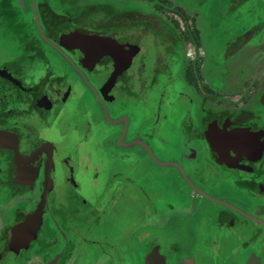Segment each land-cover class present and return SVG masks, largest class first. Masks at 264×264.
<instances>
[{
    "label": "flooded vegetation",
    "instance_id": "flooded-vegetation-1",
    "mask_svg": "<svg viewBox=\"0 0 264 264\" xmlns=\"http://www.w3.org/2000/svg\"><path fill=\"white\" fill-rule=\"evenodd\" d=\"M219 1L0 0V264H136V242L264 264V15L240 19L264 0ZM60 29L113 40L85 52ZM91 146L128 171L96 202ZM124 186L145 203L127 250L96 237Z\"/></svg>",
    "mask_w": 264,
    "mask_h": 264
},
{
    "label": "rangeland",
    "instance_id": "rangeland-1",
    "mask_svg": "<svg viewBox=\"0 0 264 264\" xmlns=\"http://www.w3.org/2000/svg\"><path fill=\"white\" fill-rule=\"evenodd\" d=\"M255 2V1H254ZM253 1H249L247 2L245 5L247 7H251V11L245 12V16H240V19H244L245 20V25L249 26L252 24V18L250 17V13H253V15L261 16L264 15V1L262 4H260V2L258 3V5L254 4ZM220 1L216 0L215 4V10L217 9V5H219ZM200 2H197V5H199ZM233 4H235L233 2ZM253 4V5H252ZM263 5V6H262ZM246 11L245 7H242L241 13ZM264 18V17H263ZM260 19V17L258 18ZM236 23V22H235ZM264 23V22H263ZM238 25V24H237ZM235 29H238L239 31L242 30V28L238 25L235 27ZM239 34V32H236L235 30H233L232 32V37H234L235 35ZM220 82H217V84ZM88 104H90V102H88ZM101 151L97 150L95 151V149L91 146V147H87V164L89 166V169H87V175H85V177H79V180H81L82 183H85V185L87 186V190L85 192H87V197L88 199H91L92 201H95L93 198L96 197V192H100L102 190L106 189V185L109 182L110 179V174H112L114 172V169L112 168V165L107 164V159L110 158L108 156V154L106 153H100ZM109 153V152H107ZM131 155H129V160L130 158H136V155H132L133 153H130ZM103 156H105L104 161L103 162ZM135 156V157H133ZM127 161V162H128ZM84 167V166H82ZM95 168V169H94ZM124 168L123 166H120V169ZM126 168V166H125ZM128 172V171H127ZM153 172V170H152ZM154 173H156L154 171ZM95 174H97V178L95 176ZM94 176V178L92 177ZM129 188L128 186H124L123 191L119 190L118 196H119V201H116V205H117V211H118V220H117V224L115 226L110 225L111 222H109L110 224H108L107 226H103V228L101 230L98 231L97 233V238H103L105 237L106 233H111L114 232L116 233L118 236L120 235V244H124L123 247L125 248V250H127L128 247V235L131 234L132 232V226L133 225H137V224H132L133 221L136 223V221H139L140 219H142L143 217V212L139 211L142 210V207L144 205V200L140 199L138 200V198L136 199L135 202H133L132 204H130V194H129ZM93 194V195H92ZM118 199V197H117ZM106 202V200H105ZM102 206H104V204H101ZM104 209V208H103ZM134 211L135 214H132V212ZM132 217V220H131ZM114 219H115V215H114ZM143 234V236H145V232L142 231L141 232ZM135 237V234L133 236V238ZM138 238V237H137ZM139 240H141L140 238H138ZM142 241V240H141ZM131 242V241H129ZM143 242V241H142ZM151 249L150 246H144L143 244H139L138 242L135 243L134 245V253H135V262L136 264H142V259H144L145 255L147 254V252ZM122 252H124L125 250H123L121 248ZM125 261V260H124ZM207 262V263H206ZM204 264H208V258L205 259V261L203 262ZM121 264H132V257L130 254H128L126 256V261L124 263Z\"/></svg>",
    "mask_w": 264,
    "mask_h": 264
},
{
    "label": "water",
    "instance_id": "water-1",
    "mask_svg": "<svg viewBox=\"0 0 264 264\" xmlns=\"http://www.w3.org/2000/svg\"><path fill=\"white\" fill-rule=\"evenodd\" d=\"M58 37H59L58 40L62 45L70 48H75V49L77 48L80 50H84L85 52L87 51V49L108 46L113 40L111 38H105L102 35L81 34L75 32L72 33L64 29H60ZM87 52H89V50ZM220 151L222 152V150ZM143 264H171V263L168 262L167 256L164 253H162L161 245L157 244L154 245L147 252V254L143 259ZM172 264H195V261L192 257H184L178 262Z\"/></svg>",
    "mask_w": 264,
    "mask_h": 264
},
{
    "label": "crops",
    "instance_id": "crops-1",
    "mask_svg": "<svg viewBox=\"0 0 264 264\" xmlns=\"http://www.w3.org/2000/svg\"><path fill=\"white\" fill-rule=\"evenodd\" d=\"M152 167H146V168H140L139 170H138V172L136 173V174H139V176H138V178L140 179L141 177H146L147 179H151L152 177H150V176H152L153 174H155L154 173V171L152 172ZM114 173H119L120 175H119V177H117V178H121V179H123V176L122 175H125V174H128V172H127V169L126 168H121L120 169V167L118 168V169H116V170H114V172L112 173V174H114ZM151 181H152V179H151ZM148 182V181H147ZM140 199H142L143 200V198L142 197H139ZM139 198H138V200H139ZM145 204V203H144ZM139 211H142L143 212V217L145 216V212L143 211V210H139ZM142 217V218H143ZM136 224H137V221H136ZM138 226V224L137 225H134V227H137ZM111 238H113V239H115L116 241H114V242H117V241H119V243H120V235L118 236L116 233H114V235L111 237ZM182 249H185V251H187V250H191L192 252H194L195 254H197V255H199L198 253L199 252H197V249H196V247L194 246V245H190V246H188V247H186L185 245H183L182 247H181ZM205 259L206 258H204V257H202V256H200V260H201V263H203L204 261H205ZM208 261H209V259H208ZM207 263V262H206Z\"/></svg>",
    "mask_w": 264,
    "mask_h": 264
}]
</instances>
